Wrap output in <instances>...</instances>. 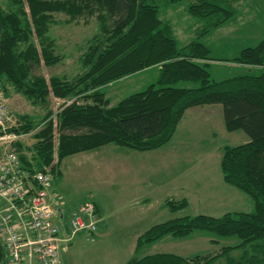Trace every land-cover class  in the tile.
<instances>
[{
  "label": "trees",
  "instance_id": "1",
  "mask_svg": "<svg viewBox=\"0 0 264 264\" xmlns=\"http://www.w3.org/2000/svg\"><path fill=\"white\" fill-rule=\"evenodd\" d=\"M7 1L8 9L0 7V88L7 96L1 85L4 79L30 102L42 106H48L51 96L73 99L58 117L56 144L51 120L36 134L35 162L20 154L21 144L13 145L23 168L31 172L49 169L55 179L64 159L108 145L140 153L159 150L173 140L186 111L221 105L227 132H243L249 139L243 145L223 147V179L252 200L253 211L166 221L138 239L137 251L166 237L187 239L200 233L237 239L234 249L243 251L241 257H232L231 246H227L213 256L157 254L135 258L129 264H219L224 258L226 264H264V39L225 60L213 58L211 49L198 39L232 21L234 5L245 0H188L189 14L206 25L196 40L185 45H181L175 25L162 18L161 12L186 0ZM96 8L105 11L104 17L99 16L106 18L101 24L104 38L92 43L83 57V73L71 81L34 76L42 62L50 66L61 59L49 53L52 14L64 13L75 20ZM216 64L244 68L237 75L217 80L211 72ZM156 70L154 84L111 105L108 87L143 71ZM31 127L29 120L17 131L28 132ZM179 203L170 201L167 205L177 213L188 206L185 200ZM5 261L2 245L0 264Z\"/></svg>",
  "mask_w": 264,
  "mask_h": 264
},
{
  "label": "rangeland",
  "instance_id": "2",
  "mask_svg": "<svg viewBox=\"0 0 264 264\" xmlns=\"http://www.w3.org/2000/svg\"><path fill=\"white\" fill-rule=\"evenodd\" d=\"M189 3L186 0L173 7H164L161 12L162 18L170 20L175 25L181 45L196 40L197 34L206 25L205 21L201 23L189 14L187 10ZM8 6L7 0H0L1 8L5 10L8 9ZM25 7L28 8V5ZM234 9L236 16L232 21L219 30L213 31L208 37L198 38L211 49V55L215 59L235 58L244 49L255 47L264 39V0L240 1L234 5ZM94 11L75 20L64 13L52 14L53 21L49 25L48 32V38L52 41L49 53L61 59L50 66L42 62L41 66L33 71L34 76L44 77L48 81L53 77L71 81L83 73L81 66L83 57L92 43L95 44L99 39L104 38V34H101V24L105 22L106 18L101 20L99 16L103 15L104 17L105 11L98 8ZM35 42L39 48L38 41L35 40ZM227 65L230 68H221L218 64L212 67L211 72L214 78L222 80L241 72L234 67L235 64ZM157 73V70L147 73L144 78L136 74L108 87L106 89L107 98L110 99L111 105L117 104L131 94L145 91L149 85L157 81ZM254 73L257 75L259 71L255 70ZM1 85L7 92L6 99L13 117L12 130L16 134L25 135L20 142H17L21 144L20 154L35 162L33 159H36L34 149L37 143L36 134L43 130L51 120L54 122L56 144L58 142V117L65 105L71 104L73 99L62 100L51 96L48 106H42L30 102L8 81L3 79ZM65 102L66 104H64ZM201 108L190 113L186 111L184 116L187 121L183 124L184 128L195 125L196 129H199L195 135L198 137L191 138L194 136L193 134L180 135L173 143L162 147L163 151L161 150L159 155L154 153L155 150L152 155L151 153H148L150 155H141L143 159L140 160L139 158L136 163V155L133 157L128 153L129 156L126 157L127 152L136 151L119 148L121 153L119 151L114 152V150L110 152L112 149H104L95 154L83 152L86 157L77 156V154L64 159L60 173L55 176L52 192L60 196L65 203L63 208L65 224L69 226L70 216L78 212L86 203L93 204L101 221L103 219L101 226L99 225L100 229L98 228L95 242H89L86 234L83 233L84 235H78L75 242L69 246V248L73 246L71 250L62 253L65 264H128L135 258L146 257L148 253L149 256H152L157 255V253L172 252L173 255L183 258L200 254L201 256H213L219 254L222 247L227 246H231L230 255L232 257L236 259L241 257L243 251L234 249L238 246L239 241L237 239H219L212 234V237H208L200 233L193 234L187 239L172 237V244L166 243V239L161 240L153 246L151 244V247H149L150 245L143 246L137 252V236L141 237L152 226L158 225L156 221L161 224L168 219L182 218L184 215L194 217L198 216L199 211L208 216L219 218L223 214H227L226 212H251L254 209L253 202L247 195L224 182L225 186H229L227 188L233 192H238L236 193L238 197H235L232 192L224 191L221 188L223 186L221 183L212 182L211 178H206L208 181L205 180L206 170L212 169L222 174L219 165L223 147L243 145L249 139L243 132L228 133L225 130L221 116L223 108L221 105H209V107ZM207 117L213 118V120L206 121ZM29 120L32 121L33 127L28 132H18L17 130L24 127ZM213 131L216 133L214 137L211 135ZM108 146L110 148L114 145ZM16 148H18L17 145ZM175 150L177 155L174 161L185 160V162L178 161L173 162V164L186 174L188 181L190 179L193 187L190 192L193 195L200 192V189H197L198 182L202 181L204 186H207V189L202 190L204 192L202 199L198 200V203L203 204L200 207L204 211L199 209L198 205L200 204L194 199H191L192 206L188 210L186 209L189 207L190 201L185 200L188 203L185 211L180 210L177 213L169 211L168 200L165 202V199L170 198V196L166 197L167 193L168 195L172 193V203L180 204L179 202L183 201L174 198L181 195L179 182L171 177L172 151ZM130 162H134L135 166L126 173L123 166ZM142 172V175L145 176L144 179L141 176L142 179L139 176L128 177L130 173H133L134 176L138 173L141 175ZM218 172H212L215 180H218ZM142 184L148 185L141 187ZM168 184H172L170 187L172 191L168 189ZM215 185L217 188L211 187ZM212 193L216 194L213 197L214 200L210 195ZM146 194L151 201L143 206L139 197ZM226 197H230L232 200L223 202L221 198ZM144 200L143 198L142 201ZM164 203H166L164 208H168V210L163 212L160 207ZM212 240L217 242H212ZM1 246L2 240L0 238ZM135 246L136 251L134 252ZM219 264H226V259H221Z\"/></svg>",
  "mask_w": 264,
  "mask_h": 264
},
{
  "label": "built area",
  "instance_id": "3",
  "mask_svg": "<svg viewBox=\"0 0 264 264\" xmlns=\"http://www.w3.org/2000/svg\"><path fill=\"white\" fill-rule=\"evenodd\" d=\"M12 119L0 88V238L5 264H62L61 243L82 232L94 242L101 218L86 203L70 216V233L65 232V203L52 192L54 175L23 168L13 145L25 135L14 133Z\"/></svg>",
  "mask_w": 264,
  "mask_h": 264
},
{
  "label": "crops",
  "instance_id": "4",
  "mask_svg": "<svg viewBox=\"0 0 264 264\" xmlns=\"http://www.w3.org/2000/svg\"><path fill=\"white\" fill-rule=\"evenodd\" d=\"M237 70H240V69H242V68H244L243 66H238V65H235L234 66ZM148 73V71H143V72H141V73H138V75H140V77H143L144 78V76H145V74H147ZM146 77V76H145ZM143 78H142V80H143ZM141 83H142V81H141ZM205 107H209V106H205ZM201 108V107H200ZM199 107L198 108H192V109H189L188 110V113H190L191 111H196L195 109H200ZM202 109V108H201ZM218 112H219V110H218ZM219 114H220V112H219ZM221 116H222V120H223V113L221 112ZM185 117V116H184ZM210 119V121H212L213 120V118H206V121H208ZM186 117L184 118V120L181 122V124H180V126L178 127V129H177V132H176V135L174 136V138H173V140L171 141L172 143H173V141H175V139H177L180 135H183V136H187L188 134H193L194 136H192L191 138H197L198 136H195V135H197V132L199 131V129H196V127H195V125H189V126H186V128H184L183 127V124L184 123H186ZM224 121V120H223ZM225 127V126H224ZM187 129V130H186ZM225 130H226V128H225ZM212 131V130H211ZM227 131V130H226ZM229 133V132H228ZM211 135L214 137L215 135H216V133L213 131L212 133H211ZM170 142V143H171ZM248 141H246V143H247ZM170 145V144H169ZM111 147H114V146H110V148H109V146L108 147H104V148H100V149H98V150H96V151H92V152H89L88 154H95V153H97V152H100V151H102V150H104V149H112V150H110V152H112L113 150H114V152L116 151V152H120L121 150H119V148H117V147H114V148H111ZM163 148H161V149H159V150H156L155 152L154 151H152V152H146V153H141V154H139L140 152H127L126 153V157L127 156H129V154L128 153H130L133 157H135V155H136V157H137V159H136V163L138 162V159L140 158V160H142L143 158H142V156L141 155H150V154H148V153H151V155H152V153L154 152V153H157V155H159V153H160V151L162 150ZM163 151V150H162ZM121 153V152H120ZM162 153V152H161ZM177 155V152H176V150L175 151H172V167L170 166V168L172 169V176L171 177H174V179L176 180V181H178L179 182V191H180V194L181 195H179L178 197H174V198H176V200H187L188 202L190 201V204H189V207L186 209V210H188V209H190L191 208V206H192V203H191V199H194L197 203H198V200L199 199H202V197H203V195H204V192L202 191V190H204V189H207V186H204V182H198V185H197V189H200V192H198L197 193V195H193L190 191H192V186H191V182H190V179H189V181H188V179L186 178V174H184V172L183 171H181L180 169H178L177 168V166L176 165H174L173 164V162H182V163H184L185 162V160H178V161H174V159H175V156ZM77 156H81V157H86L85 156V154H83V153H80V154H78ZM161 156H164V155H162L161 154ZM177 160V159H176ZM141 162V161H140ZM134 162H130V163H127V164H125L124 166H123V169L125 170V172L127 173L128 171H129V169H131L132 170V168L135 166V164H133ZM63 166V164L61 165V167ZM60 167V168H61ZM156 167V166H155ZM159 167V166H158ZM219 167H220V165H219ZM169 168V166L167 167V169ZM206 169V168H205ZM157 172V171H156ZM155 172V173H156ZM163 173H165L164 171H162ZM212 172H218V171H215V170H212V169H209V170H206L205 171V180L206 181H208L206 178H211L212 179V182L213 181H215L216 183H221V185H223V186H221V188H223V190L224 191H227V192H232L233 194H234V196L235 197H238V194L236 195V193H238V192H233L232 190H230L229 188H227V187H229V186H225L224 185V181H223V176H222V174H219V172H218V180H215V178L212 176ZM220 173H221V170H220ZM133 173H130L129 175H128V177L129 178H133V177H142L143 179L145 178V176L144 175H142L143 174V172L141 173V175H139L140 173H138V175H132ZM147 174H153V173H147ZM140 177V179H142ZM171 181H172V178H171ZM148 184H142V186L141 187H143V186H147ZM168 186V189L169 190H171L172 191V189H170V187L172 186V184H168L167 185ZM211 187H213V188H217L216 187V185L215 186H211ZM210 187V188H211ZM210 190V189H209ZM229 193V194H230ZM211 195V198H212V200H214L213 199V197L214 196H216V194L215 193H212V194H210ZM147 194L146 195H143V196H140L139 197V199H141L140 200V203L144 206V205H146V204H148L151 200H149L148 198H147ZM168 196H170V198H168ZM168 198V199H165V198ZM164 199H165V202L168 200V202L169 201H172V193L171 194H169L168 195V193H167V196H166ZM234 197V198H235ZM145 199L144 201H142V199ZM222 200H223V202H225V201H230V200H232V199H230V197L228 198V197H226V198H221ZM198 204H200V205H198V207H200L201 205H203V204H201V203H198ZM166 205V203H164V204H162L161 205V210L164 212V211H167L168 210V208H164V206ZM199 209H201L202 211H204L203 210V208H199ZM79 211V210H78ZM171 213H172V211L171 210H169ZM185 211V210H184ZM183 211V212H184ZM180 212V211H179ZM234 212V211H233ZM77 213V212H76ZM226 213H230V212H226ZM197 215H206V213H204V212H200L199 211V214H197ZM224 215V214H223ZM222 215V216H223ZM185 216H188V215H184V217ZM169 220H172V219H168L167 221H169ZM102 222H103V219H102V221H101V223H100V226H101V224H102ZM158 221H156V224H159V223H157ZM166 222V221H165ZM162 223H164V222H162ZM155 224V225H156ZM153 227V226H152ZM143 228V227H142ZM100 229V228H99ZM143 230V229H142ZM65 232L66 233H70V227L67 225L66 227H65ZM142 232V231H141ZM63 234H64V231H63ZM84 234H86V233H84ZM83 234V232L82 233H79V234H77L76 236H75V238L71 241V242H67V243H65V242H62L61 243V250H60V254H61V262H62V264H65L64 263V258H63V255H62V253H65L66 251H69V249L71 250V248H73V246L71 247V248H69V246L71 245V244H73L74 242H75V240H76V238L78 237V235H84ZM144 234V233H143ZM142 234V235H143ZM141 235V236H142ZM202 235H204V234H202ZM67 237V236H66ZM139 237L140 236H137V238L139 239ZM208 237H210V236H208ZM86 238H87V240H88V235L86 234ZM137 239V240H138ZM166 239V243H168V244H172V237L170 236V237H166V238H164L163 239V241ZM96 241V240H95ZM94 241V242H95ZM137 242V241H136ZM157 243V242H156ZM155 243H153L152 244V246L154 245ZM149 247H151V245L149 246ZM134 252L136 251V246L134 247V250H133ZM138 252V251H137ZM157 254H160V253H157ZM162 254H171L172 255V252L171 253H162ZM150 254L148 253V255L147 256H149ZM129 264V263H128Z\"/></svg>",
  "mask_w": 264,
  "mask_h": 264
}]
</instances>
